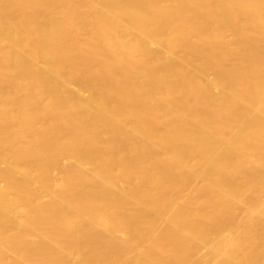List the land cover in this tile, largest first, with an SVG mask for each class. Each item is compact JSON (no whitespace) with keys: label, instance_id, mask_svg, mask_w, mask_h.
I'll use <instances>...</instances> for the list:
<instances>
[{"label":"bare ground","instance_id":"1","mask_svg":"<svg viewBox=\"0 0 264 264\" xmlns=\"http://www.w3.org/2000/svg\"><path fill=\"white\" fill-rule=\"evenodd\" d=\"M0 264H264V0H0Z\"/></svg>","mask_w":264,"mask_h":264}]
</instances>
